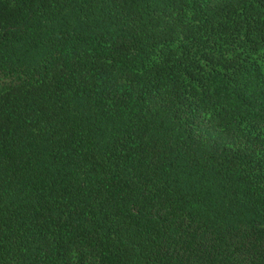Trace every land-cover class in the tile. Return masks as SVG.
Returning <instances> with one entry per match:
<instances>
[{
    "label": "trees",
    "instance_id": "obj_1",
    "mask_svg": "<svg viewBox=\"0 0 264 264\" xmlns=\"http://www.w3.org/2000/svg\"><path fill=\"white\" fill-rule=\"evenodd\" d=\"M0 264H264V0H0Z\"/></svg>",
    "mask_w": 264,
    "mask_h": 264
}]
</instances>
